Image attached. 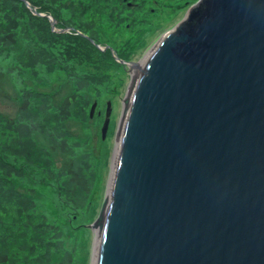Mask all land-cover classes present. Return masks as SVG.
Returning a JSON list of instances; mask_svg holds the SVG:
<instances>
[{
  "label": "water",
  "instance_id": "95a60500",
  "mask_svg": "<svg viewBox=\"0 0 264 264\" xmlns=\"http://www.w3.org/2000/svg\"><path fill=\"white\" fill-rule=\"evenodd\" d=\"M128 97L96 264H264V0H200Z\"/></svg>",
  "mask_w": 264,
  "mask_h": 264
},
{
  "label": "trees",
  "instance_id": "16d2710c",
  "mask_svg": "<svg viewBox=\"0 0 264 264\" xmlns=\"http://www.w3.org/2000/svg\"><path fill=\"white\" fill-rule=\"evenodd\" d=\"M28 1L57 18L60 29L82 31L85 17L120 34L127 22L136 23L123 0L119 20L107 4ZM134 46L120 45L121 60H134ZM125 69L76 31L53 32L23 0H0V264H67L62 230L90 190L75 127L92 120L90 106L116 87Z\"/></svg>",
  "mask_w": 264,
  "mask_h": 264
},
{
  "label": "rangeland",
  "instance_id": "374dc122",
  "mask_svg": "<svg viewBox=\"0 0 264 264\" xmlns=\"http://www.w3.org/2000/svg\"><path fill=\"white\" fill-rule=\"evenodd\" d=\"M198 1L146 0L145 4L138 1L137 5L141 7L130 10L136 20L135 25L130 23L132 27L120 34L119 31L109 28L108 24L102 21V23H99L98 28L99 41L95 43L99 47L104 46L112 53L115 61L118 62L117 58L121 59L118 56V52L122 51L120 45L129 40V43L135 45L136 53L139 54H136L134 60L126 62L139 64L164 33L177 26L185 18L187 12L194 7V2ZM189 5L191 6L187 9ZM70 14L68 12V16ZM67 20H69L70 24L72 23L69 18ZM89 22L90 20L85 17L84 25H89ZM122 65L126 69L125 72L120 73L116 87L107 94L103 93L104 95L94 100L90 106L91 110L93 104L95 102L98 103L93 117L91 116V111L88 110L92 120L87 124H82L80 130H78V126L75 127V131L78 134V142L83 144V151L79 156L83 157V167H87L86 175L89 178L90 190L86 194L84 207L80 209L78 215L71 219L70 224L62 230V261L67 264H93L94 261V246L97 238L94 225L100 218L106 196L109 194V184L112 179L114 158L117 150L115 146L118 145L124 118L122 109L135 77V72L130 66ZM108 103H111L110 124L108 132L104 136L102 135V129ZM2 108L4 109L3 112H12V107L10 106H2ZM14 113L15 110L12 114L15 115ZM101 115L102 117L99 118ZM47 206L50 210V200L47 202Z\"/></svg>",
  "mask_w": 264,
  "mask_h": 264
},
{
  "label": "flooded vegetation",
  "instance_id": "af4514ba",
  "mask_svg": "<svg viewBox=\"0 0 264 264\" xmlns=\"http://www.w3.org/2000/svg\"><path fill=\"white\" fill-rule=\"evenodd\" d=\"M49 0H35L34 2H36V4H40V5H43V4H48V3H50V4H52V2L51 1H49ZM64 1H66L67 2V4H69V5H71V4H73V3H76V4H78V3H84V2H90V3H92V4H100V5H108V7L106 8V11H108V12H112L113 13V15H114V17L117 19V20H119V18H120V10H121V6H120V0H64ZM123 2H125V4L129 7V8H133V9H136V8H139V7H137V3H136V5H134L133 3H132V1H129V0H123ZM196 3L197 2H194V4L196 5ZM133 4V5H132ZM193 5V4H192ZM195 5H193V6H195ZM191 5H189L188 7H187V9L190 7ZM194 8V7H193ZM94 10V9H93ZM95 11V10H94ZM94 11H92V13L94 12ZM128 13H130V14H133L132 12H130L129 10L127 11ZM92 15H90V17H91ZM71 17V16H70ZM129 17H131V16H129ZM92 19L90 20V22H89V25H84V21L82 22V24H80L81 26H82V31H77L76 33L77 34H79V32L81 33V34H83V36L85 35L89 40L90 39H93V40H95V41H99V23H102V22H99V21H97V18L95 19V18H93V17H91ZM95 21H97V22H95ZM127 26V28L128 29H130L131 28V24L130 23H128L127 22V24H126ZM72 28H74V29H77V26H75V25H73L72 26ZM80 35V34H79ZM81 36V35H80ZM82 36V37H83ZM102 47H104V46H102ZM98 48V47H97Z\"/></svg>",
  "mask_w": 264,
  "mask_h": 264
},
{
  "label": "bare ground",
  "instance_id": "6f19581e",
  "mask_svg": "<svg viewBox=\"0 0 264 264\" xmlns=\"http://www.w3.org/2000/svg\"><path fill=\"white\" fill-rule=\"evenodd\" d=\"M145 58V57H144ZM144 58H143V60H144ZM143 60L141 61V62H139V64H138V66H134V69H133V71L135 72V77H134V82H135V79H136V77H137V74H138V71H139V69H140V67H141V65H142V62H143ZM134 82H133V84H132V87H131V89H130V92H129V94H128V96H130V93H131V91H132V88H133V85H134ZM127 96V100L129 99V97ZM126 108H127V106H126ZM125 113H126V111H125ZM124 113V114H125ZM125 116V115H124ZM123 120H124V118H123ZM123 122V121H122ZM119 137H120V135H119ZM118 144H119V139H118ZM118 146V145H117ZM117 146H115L116 148H117V150H116V155H115V158H114V166H113V172H114V170H115V168H116V161H117V153H118V147ZM113 174V173H112ZM111 185V184H110ZM111 192V188H110V190H109V193ZM104 222V221H103ZM103 222L102 223H100L99 225L100 226H98L97 228H96V235H97V238H96V245L94 246L95 247V253H94V261H93V264H96V258H97V250H98V244H99V238H100V235H101V231H102V225H103Z\"/></svg>",
  "mask_w": 264,
  "mask_h": 264
}]
</instances>
